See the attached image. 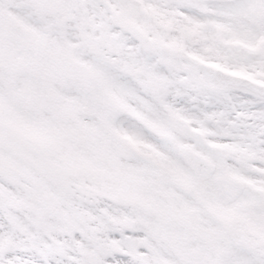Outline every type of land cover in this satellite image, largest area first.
Segmentation results:
<instances>
[{
  "label": "snow or ice",
  "instance_id": "6c2138e0",
  "mask_svg": "<svg viewBox=\"0 0 264 264\" xmlns=\"http://www.w3.org/2000/svg\"><path fill=\"white\" fill-rule=\"evenodd\" d=\"M0 264H264V0H0Z\"/></svg>",
  "mask_w": 264,
  "mask_h": 264
}]
</instances>
